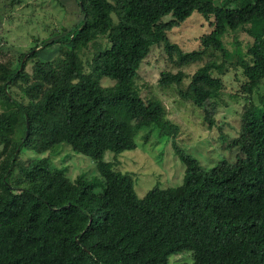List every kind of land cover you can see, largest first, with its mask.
I'll use <instances>...</instances> for the list:
<instances>
[{
	"label": "trees",
	"instance_id": "obj_1",
	"mask_svg": "<svg viewBox=\"0 0 264 264\" xmlns=\"http://www.w3.org/2000/svg\"><path fill=\"white\" fill-rule=\"evenodd\" d=\"M83 22L63 40L62 56L17 68L0 63V264H169L191 253L192 264H264V110L250 105L232 143L234 161L210 168L176 147L183 182L139 198L130 173L113 170L118 156L137 147L140 132L178 128L161 101L137 87L142 63L163 43L179 69L164 71L162 86L180 87L185 68L207 62L179 94L206 109L224 88L214 71L228 62L224 38L247 33L252 43L234 64L244 89L264 85V0H77ZM22 0H11V5ZM210 32L185 52L168 32L193 13ZM168 19V20H167ZM104 38L86 72L81 51ZM68 46V47H67ZM25 55V56H26ZM219 61H222L219 64ZM106 78L113 83L103 86ZM17 88L20 99L12 94ZM58 147H60L58 149ZM63 147L96 162L104 188L83 176L70 179L52 160ZM36 156L23 159L24 152ZM48 154L47 156H45Z\"/></svg>",
	"mask_w": 264,
	"mask_h": 264
},
{
	"label": "rangeland",
	"instance_id": "obj_2",
	"mask_svg": "<svg viewBox=\"0 0 264 264\" xmlns=\"http://www.w3.org/2000/svg\"><path fill=\"white\" fill-rule=\"evenodd\" d=\"M83 19L77 0H22L21 4L15 6L11 5V0H0V63L11 62L17 68L20 62L28 59L26 54L36 49L34 51L39 53L38 56L27 60L25 67L26 72L32 74L36 62L53 61L63 55L62 44H55L50 48H43V45L52 40H63ZM210 30L209 21L195 12L168 32V38L185 52H191L198 49L200 38ZM251 43L252 39L244 32L224 38L225 47L230 53L228 62L213 73L223 80L224 88L217 99L207 102L206 109L184 100L179 89L189 88L192 75L208 58L185 68L188 76L180 87H166L159 83L161 74L164 71L177 73L180 68L170 62L163 43L151 49L141 65L137 87L145 100L162 102L167 119L178 130L175 134L161 135L156 128L146 140L143 137L149 129H145L136 138V149L124 151L116 157L107 152L104 158L115 162L113 170L131 174L139 198L155 188L182 184L185 165L176 147L196 158L205 169L223 160L232 162L236 159L237 150L230 144L238 137L242 114L252 104L264 110V85L260 89L246 91L244 84L247 79L243 70L234 65L238 61V54L246 56ZM105 44L106 40L102 38L81 51L86 72L91 71L90 63L94 52ZM112 83L106 78L102 80L103 86ZM11 92L20 99L21 93L17 88H12ZM35 156L34 153L25 151L22 158ZM51 158L70 179L83 176L95 184L97 191L104 188V180L99 175L96 162L90 157L63 147ZM169 264H192V255L188 252L174 255Z\"/></svg>",
	"mask_w": 264,
	"mask_h": 264
},
{
	"label": "water",
	"instance_id": "obj_3",
	"mask_svg": "<svg viewBox=\"0 0 264 264\" xmlns=\"http://www.w3.org/2000/svg\"><path fill=\"white\" fill-rule=\"evenodd\" d=\"M35 51H33V53H34Z\"/></svg>",
	"mask_w": 264,
	"mask_h": 264
}]
</instances>
